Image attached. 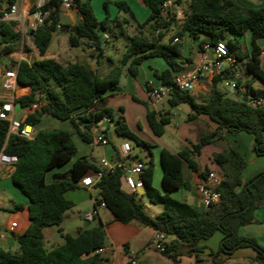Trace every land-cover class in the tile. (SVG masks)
<instances>
[{"label":"trees","instance_id":"trees-1","mask_svg":"<svg viewBox=\"0 0 264 264\" xmlns=\"http://www.w3.org/2000/svg\"><path fill=\"white\" fill-rule=\"evenodd\" d=\"M17 1L7 0V4L11 6ZM141 1L151 11L144 23L137 21L125 2H114L135 23L137 34L130 38L120 64L115 65L110 59L112 65L107 75L101 76L79 62L63 64L56 59L21 60L18 64L17 82L21 90L28 87L31 92L26 95L18 93L16 103L27 107L39 100L44 102L40 110L29 114L25 119L26 123L35 128L45 115H49L59 121L70 122L83 142L93 144L92 127L107 120L113 125L117 135L150 149V145L130 131L123 109L120 108L117 115L102 100L107 91L119 89L124 68L129 75L136 77L144 59L164 58L171 69L161 73L155 70L154 75L164 86L171 87L168 96L170 105H189V121L206 115L217 124V128L201 134L192 148H184L177 154L166 149L161 151L165 193L153 184L154 161L150 152L148 162L143 165L141 178L145 196L152 204L163 207L155 217L147 214L138 193L128 194L124 190L120 168L105 173L95 185L99 191L95 208L104 203L115 221L123 224L137 222L152 228L156 233L170 236L162 253L173 260L181 255L199 252L202 241L221 232L223 238L218 250L211 256L212 264H228L222 259L223 256H231L237 250L246 248L254 250L255 256L246 263L236 264H264V247L257 240L239 233L241 227L256 222L255 211L264 207V171L244 182L243 171L247 161L226 137L227 134L249 133L254 137V153L264 156V106H251L245 101L246 96L236 99L219 89V84L235 78L231 68L211 79V93L205 103L198 102L192 92L174 87V77L180 72L177 58L182 56L185 34L198 43L201 51L206 44L212 46L225 41L237 62L247 60V73L264 83L258 45V41L264 38V6L246 8L236 0H190L189 12L180 29L169 43L163 44L161 41L174 21L172 17L165 18L161 14V6L165 0ZM61 4L62 0H49L43 9L51 10L52 24L28 33L41 56L47 53L56 24L60 23ZM73 8L80 16L79 23L75 26L62 25V29L70 32V46H87L93 48L95 53L99 50L96 54L101 57L103 45L107 43L101 31L113 34L109 13L103 21H99L91 0H73ZM32 10H35L34 5ZM248 34L250 49L245 51L242 40ZM22 37L15 30V23L1 22V53L10 54L18 50L22 45ZM176 38L178 41L174 42ZM14 65L11 62L7 66L10 68ZM246 87L253 96L264 99V90ZM147 121L153 133L161 137L171 122V115L169 112L148 110ZM8 129V122L0 120V152L4 151L18 158L11 181L29 200L30 226L23 234L15 236L19 245L17 251L5 250L0 246V264H109L108 258L96 253L106 246L105 223L100 221L95 227L79 230L76 235L65 233L62 227L65 213L74 207V203L65 198V193L80 189L79 182L85 174L89 170L97 171L98 167L85 157H80L74 161L72 168L66 172L54 173L52 182L47 183L50 171L64 166L76 155L77 145L73 134L62 129H44L38 130L35 137L28 140L17 135L8 137ZM103 136L108 139L107 130L103 131ZM209 144H226L223 152L214 155V161L223 176L216 188L222 195V201L200 212L188 203L172 198L170 193L190 187L184 180L183 167L186 164L190 170L199 172L197 157ZM118 157L116 150L115 158ZM209 173L206 170L202 175L206 177ZM52 226L58 227L64 242L48 250L44 246L43 233Z\"/></svg>","mask_w":264,"mask_h":264},{"label":"crops","instance_id":"crops-1","mask_svg":"<svg viewBox=\"0 0 264 264\" xmlns=\"http://www.w3.org/2000/svg\"><path fill=\"white\" fill-rule=\"evenodd\" d=\"M25 7H31L35 4V1L31 0H21ZM85 2L86 0H81ZM175 3L172 7V18L174 19L173 25L171 29L166 33L165 37L162 39L163 44L169 43L170 39L176 34V32L180 29L184 19L186 18L189 8H190V0H174ZM238 4L246 8H259L264 6V0H236ZM108 2V6L107 3ZM110 2V3H109ZM114 2H125L132 12L135 15V18L139 23H144L150 16V9L144 6L141 0H92V6L95 13V16L99 21H103L107 14L110 15V20L112 21V28L113 34L109 33L108 31H101L102 37L104 40L107 41L103 45V55L101 57H97V52H94L93 48L82 46V47H72L69 44V35L70 32L66 29H62L61 31L56 32V35L59 38V43L61 48L55 53H46L43 59H57L59 55L62 53H69L72 62H79L80 64L86 66L88 69L96 71L99 75L105 76L111 70V61L115 65L120 64L121 59L116 60V58L112 57L110 54L114 52V49L118 46L121 38H125L127 40V45L123 51H121V56L126 51V48L130 42V38L137 34L136 25L130 19V17L120 11V9L114 4ZM80 16L77 13V10L73 8L70 11H62L60 17V23L62 25H70L75 26L79 23ZM65 33V37H62L61 34ZM24 37L23 43L21 47L11 53V59L14 61H21V60H28L27 57L30 53L39 55V49L34 45L32 39L28 38L26 41L27 43H31L34 45L31 47L30 50L26 51L24 46ZM250 35L248 34L243 40V48L245 51L250 49L249 45ZM258 45L260 50H262L264 46V38L258 41ZM182 56L177 58V62L180 65V72H185L189 70H193L204 58L205 52L204 50L201 51L199 49L198 43H195L191 40L188 34H185L182 40ZM118 52V51H117ZM120 52V51H119ZM208 58H212V53H208ZM54 57V58H50ZM122 58V57H121ZM42 60V59H41ZM29 61V60H28ZM245 64L247 60L242 61ZM239 62L236 61L232 67L227 69H232L235 73V78L231 79L236 82H240V85L243 87L244 90H249L246 86L254 90H264V83L252 78L253 76H248L246 82L241 81V76L243 73L240 69H238L237 65ZM171 69L170 65L166 62V60L162 57H148L144 59L138 69V74L136 77L129 75L126 68L123 69L121 79H120V86L117 90L107 91L103 94L102 102L107 105L108 107H115L118 106L123 107V104L126 100H129L128 97L134 98V94L136 92H140L144 99L149 101L151 104V108L146 107L143 111L142 115L136 118L134 121L139 124L143 121L141 126V131L145 134H151L155 138H160L161 141H155V145L152 147L153 161H154V186L159 189L162 193H165L163 189V174L164 169L162 166L161 161V151L163 149L169 150L170 152L177 154L184 148H192L193 144L198 142V139L201 134L208 133L216 130L217 124L214 123L210 118L206 115L199 116L191 122L189 126V131L186 135H174L173 139L169 141L164 140V136L158 137L156 136L153 131L151 130L149 123L147 121V112L148 110L156 111L155 102L160 100H153L149 97L148 91L152 87H162L164 86L162 81L154 75V71H158L161 73L164 70ZM175 75V74H174ZM19 91H24L23 94H29L31 89L25 87L24 89H20ZM233 94L236 95V99H241L245 97L242 92H236L231 90ZM249 92V91H248ZM193 95L196 97L197 101L200 103H205L211 93V79H203L201 80L195 88V91L192 92ZM125 97V99H124ZM206 97V98H204ZM157 112V111H156ZM165 113V112H163ZM29 114L26 108L24 110H17L16 119L24 120ZM35 128V127H34ZM113 125L109 123L107 120H102L98 122L95 126L92 127V134L95 136L100 131H108V140L109 144L105 146L97 145L102 147L103 149V156L96 161L95 164L98 167V170L103 169L102 160L107 159L108 161L115 163L116 160H121L125 165H132L141 163L144 165V161L133 151L131 144L127 141L122 142L120 145H113ZM37 129L35 128V132L37 133ZM228 142L233 144L238 151L245 157L248 163H252V169L249 170V165L247 164L245 170L243 171V181L247 182L253 176L258 174L261 171H264V156H257L253 151L254 146V137L253 135L241 132L236 135L227 134L226 135ZM128 143L131 147V152L129 155H125L122 152V147L124 144ZM226 149V144L215 145L209 144L206 145L203 149L201 154L197 157V162L199 166V172H194L189 169V167L185 164L183 167V176L184 180L190 185L188 189L180 188L174 190L170 193V196L176 200L183 201L188 203L190 206L194 207L200 212L206 211L207 208L203 205L201 200V195L197 189V185L204 181L207 176H203L206 170L209 172L215 171L220 176H222V172L218 165L214 161V155L216 153L223 152ZM116 150H118V158H115ZM75 158V156H74ZM73 158V159H74ZM80 158V157H78ZM76 158V159H78ZM71 159V160H73ZM74 159V161L76 160ZM70 160V161H71ZM69 161V162H70ZM73 161V163H74ZM68 162V163H69ZM67 163V164H68ZM65 164V165H67ZM64 165V166H65ZM73 166V164H72ZM72 166L70 168H72ZM63 167V166H62ZM61 167H57L50 171L47 174V183L52 182V175L58 172H66V171H57ZM93 170H89L84 177L90 176L93 174ZM11 175L2 172L0 176V180L3 181L10 180ZM12 183V181H11ZM80 184V182H79ZM13 185V183H12ZM14 186V185H13ZM15 187V186H14ZM124 187V186H123ZM16 189H18L16 187ZM80 189H85L90 198H92V189H96L95 186L92 188L83 187L81 186ZM125 189V187H124ZM78 190V189H77ZM18 191H20L18 189ZM69 192V191H68ZM65 198L70 200L74 203V207L78 204L77 200H82V198L87 197L86 194L79 195V194H72V196H66ZM139 194V199L141 203L144 205L145 211L146 209L151 210L155 217L158 215L162 210L163 207L160 204H152L149 199L145 196V194ZM17 201L14 199H10L12 202V206L10 208V202H7V197H4L0 193V246L5 250L10 251H17L19 249L18 242L16 240V235L23 234L30 226V219H29V200L28 198L20 191V194L17 196ZM94 198L92 204V211L95 210V203L96 199ZM144 201L147 203L145 205ZM73 207V208H74ZM106 209V207H103ZM12 210L13 212L7 210ZM109 211L108 209H106ZM87 211L85 215L92 212ZM7 216H6V215ZM148 214V213H147ZM3 215V216H2ZM149 215V214H148ZM106 219L105 222L102 219V215L99 212L98 207V224L100 221L105 223V232H106V246L104 252L101 254L108 258L109 264H128L130 259H136L138 264H212L211 256L214 252H216L220 246L221 240L223 238V234L221 232H216L211 238L208 240H204L200 243L201 250L193 255H181L178 256L176 260H173L169 256L163 254L156 248L155 245V236L156 232L150 228L140 225L137 222H131L129 224H123L121 222H117L114 220L113 214L109 211L108 215H105ZM95 218V219H96ZM255 219L256 222L243 226L239 230L241 236L253 238L257 240V242L264 247V207H261L255 211ZM86 221V220H85ZM97 224V225H98ZM11 226H14L11 229ZM85 228V227H84ZM84 228L80 229L83 230ZM47 229V228H46ZM46 229L44 230V238L46 237ZM64 229V228H63ZM65 232V229H64ZM9 233L11 235H9ZM67 233V232H65ZM62 238V237H61ZM170 236H166V243L169 241ZM63 240V238H62ZM64 240L62 241V243ZM62 243H53L56 247L61 245ZM255 256V251L246 248L237 250L231 256H223L222 259L226 260L228 264L234 263H246L249 259Z\"/></svg>","mask_w":264,"mask_h":264},{"label":"built area","instance_id":"built-area-1","mask_svg":"<svg viewBox=\"0 0 264 264\" xmlns=\"http://www.w3.org/2000/svg\"><path fill=\"white\" fill-rule=\"evenodd\" d=\"M49 0H36L34 6L35 10L31 7H25L21 0H18L13 5L3 3L0 0V23H15V30L20 32L24 39H30L28 35L29 31L36 30L42 26H48L52 24L51 10H44L43 7ZM174 0H165L161 6V14L165 18L172 17V7ZM73 9V0H62L61 11H70ZM62 30V24H56L54 34ZM22 37V38H23ZM178 38L174 39L177 42ZM23 42V40H22ZM204 58L193 69L185 72H179L174 77V87L182 91H194L196 85L203 79H212L224 72L227 68L232 67L235 63V57L225 41H219L215 45L206 44L204 46ZM212 53V58H208V53ZM261 67L264 70V46L260 53ZM0 120L6 121L9 124L8 137L11 135H17L25 139L31 140L35 137L36 132L33 125L28 124L24 120L16 119L17 110H24L26 108L31 113L40 110L44 105L42 100H39L27 107H22L16 103L17 94L20 87L17 82V70L20 61L12 60L11 53L3 54L0 51ZM14 62L13 67L7 65ZM226 86L236 92H242L251 106H264V99L253 96L247 90L238 84V82L228 79ZM171 87L162 86L159 88L152 87L149 89V97L153 100H162L169 96ZM94 145L105 146L109 144V140L103 136V134H97L93 139ZM122 152L125 155H129L131 147L128 143L122 147ZM18 158L15 155H8L4 151L0 152V176L2 172L12 174L15 169V164ZM103 169L94 171L92 175L83 177L80 181V186L92 188L107 172H114L117 168L122 170V184L125 187V191L128 194H135L142 188H144V182L141 178L144 166L141 163L125 165L121 160H116L115 163L102 160ZM223 180V176H220L217 172L212 171L207 178L197 185V189L201 195V200L206 208L212 205L219 204L222 201V195L217 191V186ZM123 187V188H124ZM106 207L104 203L100 205ZM98 215V207L94 211L85 215L87 222L94 221ZM14 226H11L13 229ZM166 235L164 233H157L155 236L156 248L163 252L165 250ZM105 247L100 248L96 253L104 252ZM128 264H138L136 259H130Z\"/></svg>","mask_w":264,"mask_h":264},{"label":"rangeland","instance_id":"rangeland-1","mask_svg":"<svg viewBox=\"0 0 264 264\" xmlns=\"http://www.w3.org/2000/svg\"><path fill=\"white\" fill-rule=\"evenodd\" d=\"M4 5L7 4V0H3ZM92 3V0H91ZM110 3V2H109ZM108 6V4H107ZM93 7V6H92ZM124 13V12H123ZM110 18V17H109ZM112 25V23H110ZM112 27V26H111ZM111 33L110 31H108ZM62 37H65V33L61 34ZM27 38L24 41V46L26 51L30 50L31 47L34 45L31 43H27ZM23 43V42H22ZM127 45V40L125 38H121L118 46L114 49V52H112L110 55L116 60L121 59V51L125 49ZM61 48L60 43H59V38L54 35L51 45L48 49V53H55ZM118 51V52H117ZM120 51V52H119ZM45 57H42L37 54H32L30 53L27 59L29 61H34V60H41ZM54 58V57H50ZM55 59V58H54ZM57 60V59H56ZM58 61L66 64L68 62H72V59L70 58L69 53H62L59 55ZM1 67V63H0ZM238 69L241 70L243 75L241 76V81L246 82L247 77L250 75L247 73L245 69V64L241 61L237 65ZM252 76V75H250ZM253 78V77H252ZM229 80L224 81L223 83L219 84V89L225 92L228 96L231 97H236L235 94L231 92V89L226 86V82ZM195 91V90H194ZM192 91V92H194ZM18 93H24V91H19ZM206 98V97H204ZM125 99V97H124ZM129 100H126V102L123 104V107H120L123 109V116L124 119L132 133H134L136 136H138L142 141H144L146 144L150 145V151L153 152V146L155 145V141H161L160 138H155L151 134H145L141 131V126L143 121L138 126V123L135 122L134 120L138 118L139 116L142 115L143 111L146 109V107L151 108V104L149 101L145 100L143 95L140 92H136L134 94V98L128 97ZM112 108V107H111ZM118 106L113 107L115 110L116 114L118 115L119 109ZM157 112H169L171 115V122L169 125L166 126V133L164 136L165 141H169L173 139L174 135H186L187 132L189 131V126L191 125V122H188V117L191 113V109L189 105L182 104L178 107H172L169 103V97H165L164 99L155 102V108ZM37 130H44V129H62L69 131L73 134V140L75 141L77 145V153L75 155V158L78 157H85L90 161L91 163H96L97 160H99L103 156V149L100 146L94 145V144H88L85 143L81 140L80 136L75 132L74 128L68 121H59L49 115H45L40 122L39 125L36 127ZM113 139H112V144L113 145H120L122 142L127 141L131 144L133 151L139 156V158L142 159L144 162H148L150 158V153L147 149V147L138 145L135 143L133 140L123 138L115 132L113 129ZM73 160H71L67 165L56 169L57 171H66L69 169L72 164ZM249 165L248 169H252V163H248ZM92 198H90L89 193L85 189H78V190H73L69 191L66 196H72V194H79V195H84L86 194L87 197L82 198V200H77L78 204L71 210L67 211L65 213V218L62 223V227L65 229V232L71 234V235H76L77 232L82 229V228H92L95 227L98 224V218H96L94 221L87 222L84 219V214L87 213V211H92L93 207V201L95 197H99V191L97 189H92ZM0 193L2 196L7 197V202H10V199H14V201H17V196L20 194V191L16 189L11 183L10 180L3 181L2 179L0 180ZM145 205L147 203L144 201ZM148 206V205H147ZM12 206V202H10V208ZM99 207V212L102 215V219L105 222L106 216L109 214V211L101 207ZM147 210V213L150 216H154L153 212L151 210ZM13 212L11 209L7 210V212ZM6 215V214H5ZM3 216V215H2ZM7 216V215H6ZM46 237L44 238V246L46 249L51 250L55 246H53V243H62V238L61 235L58 232V227L52 226L48 227L46 229ZM9 235H11L9 233ZM236 264V263H234Z\"/></svg>","mask_w":264,"mask_h":264},{"label":"water","instance_id":"water-1","mask_svg":"<svg viewBox=\"0 0 264 264\" xmlns=\"http://www.w3.org/2000/svg\"><path fill=\"white\" fill-rule=\"evenodd\" d=\"M245 101H247V99H245ZM98 134H103V130L100 131ZM138 193H140L141 195L145 194V189H144V188L140 189V190L138 191Z\"/></svg>","mask_w":264,"mask_h":264}]
</instances>
